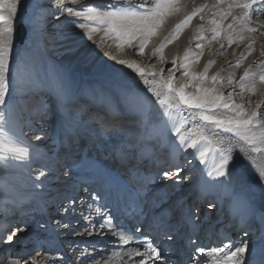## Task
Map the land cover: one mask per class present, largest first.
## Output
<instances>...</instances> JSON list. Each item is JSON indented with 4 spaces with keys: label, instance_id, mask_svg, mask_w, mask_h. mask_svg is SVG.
Segmentation results:
<instances>
[{
    "label": "snow or ice",
    "instance_id": "1",
    "mask_svg": "<svg viewBox=\"0 0 264 264\" xmlns=\"http://www.w3.org/2000/svg\"><path fill=\"white\" fill-rule=\"evenodd\" d=\"M38 3L39 0H0V176L11 173L15 179L14 184L7 179L0 180V195L6 197L5 204L12 205L10 209L5 208V215L8 212L46 213L53 205L57 212L63 208L68 213L70 209L63 207V200L75 201L62 195L61 189L74 179L106 188L110 196L124 200L133 211L142 212L151 186L171 180L174 183L166 187L175 188L189 179L188 176L180 178L183 168L178 165L181 152L192 149L195 159L206 168L211 154L212 167L206 172L208 180L201 176L195 187L199 194L192 203L177 199L154 213L152 224L168 240L174 239L173 231L182 228L196 231L202 224L200 204L214 196L221 210L224 205L228 206L237 235L223 236L218 245L191 249L186 253L187 264H202V261L203 264H264V100L251 107V97L259 91L258 84L264 85V59L245 67L238 80L234 73L226 77L219 72L209 76L214 60H209L203 71L195 72L191 68L192 64L199 63L205 42L219 44L217 54H222L224 42L231 47L251 39L248 52L234 63H228V67L239 69L252 55L255 44L252 34L264 36L261 19L264 0H212L211 4L206 2L194 7L152 49V56L157 58L160 67L151 62V57L148 63L140 64L105 51L104 56L114 61L109 64L99 57L89 60L85 54V60L94 65V74L107 81L106 87L87 93L51 62L48 53L52 35L47 16L37 14ZM66 3L77 5L79 0H54L53 10L47 15L57 20L61 16L74 18L64 23L70 28L85 30L84 37L89 41L94 34L103 32L98 48L111 40L113 45L109 47L119 53L125 47L132 49L135 44L133 53L138 56H145V50L165 20L182 10V0H151V3L145 0L142 4L113 0L103 7L82 5L80 8L65 6ZM235 9L240 11L234 15ZM206 10L210 13L208 18L203 15ZM197 16L202 23L193 40L195 48L201 51L190 53L185 49L179 63L173 57L171 67H165L168 61L163 55L164 49L178 40ZM229 18L231 22L225 24ZM254 23L257 26H252ZM205 24L210 27L206 28ZM260 56L264 57V48ZM253 67L259 71H252ZM124 69L135 75H129ZM165 72L170 75L166 76ZM37 96L39 101L30 107ZM53 114L57 117L55 143L59 151L42 152L39 151L42 142L49 137L46 132L38 131L35 123L49 120ZM29 133L32 141L41 143L25 140ZM85 139L91 150L107 151L127 179L100 166L90 155L82 154ZM158 149H167V161L177 165L175 170H160ZM34 158L40 161L39 168L32 166ZM53 191L56 195L48 199ZM161 191L155 193L160 198L152 200L153 208L167 202L168 196H161ZM99 198L98 193L92 195L94 201ZM206 206L210 212L216 204L208 202ZM95 215L102 213L97 211ZM82 218L85 224L78 235L91 237L107 229L117 238L119 248L112 249L110 256L102 257L105 264L117 259L121 264H167L160 247L148 235L139 238L127 230L116 231L111 216L99 222L98 231L92 211L82 213ZM49 220L57 227H71L51 216ZM28 227L26 221L17 224L7 232L6 239L0 232V244H13L14 238L18 240V234L26 232ZM40 227L47 230L45 224ZM135 231L142 232V228L137 226ZM196 243L189 238L190 245ZM133 244L136 247L130 246ZM89 258L98 264L87 249L80 252L76 264H86ZM22 259H12L9 264H21ZM33 264L39 262L33 258Z\"/></svg>",
    "mask_w": 264,
    "mask_h": 264
},
{
    "label": "rangeland",
    "instance_id": "2",
    "mask_svg": "<svg viewBox=\"0 0 264 264\" xmlns=\"http://www.w3.org/2000/svg\"><path fill=\"white\" fill-rule=\"evenodd\" d=\"M113 0H79V3L77 5H70V4H65V6H71L74 8H80L82 5L87 6V5H94V6H99V7H103L104 5L108 4V3H112ZM119 2H123V0H119ZM148 3H151V0H147ZM209 3L211 4L212 0H182V10L181 12L174 14L170 17H168L165 20L164 25L162 26V28L159 30L158 34L152 38V41L150 42V44L148 45V48L145 50V56H138V55H134L133 53V49L136 48V45H133L132 49H128L127 47H125V49L119 53L116 52L114 47H109V45H113V41L108 40L104 46L102 48H98L96 45L97 43L100 41L101 37L103 36V32H99L93 35V38L91 41H89L86 37H84V31L83 29H76L74 27L70 28L66 23H64V21L66 20H71L74 19L72 17H67V16H61L59 20L55 19L52 16H48V12L53 10V5H54V1L53 0H39L38 5L36 6V11L37 14H41L43 13L44 15L47 16V20L49 18H54L56 21L54 22V24L52 26H50V24L52 22L48 21V30L52 35V40H51V51L48 53L51 62L52 63H56V59L57 57L62 59H67V70H68V74L69 76H71V78L75 79V80H82L87 84H92V85H97L99 86V88H103L107 86V81L105 79H101L99 77H97L94 72H93V67L94 65L89 63L88 61L85 60V54L88 55L89 60L95 59L96 57H99L101 60H106L109 64H114V61H111L108 59V57L104 56V52L108 51L112 54L118 55L119 58L122 59H129V60H134L137 63L140 64H146L149 62V57H151V62L152 63H156L158 65V67H160V65L158 64V60L156 57L152 56V49L157 46L163 39L165 36H168L174 29L175 25L180 23L181 20L184 18L186 13H190L192 11V9L196 6H200L204 3ZM131 3L133 4H142L145 3V0H131ZM239 9H235L233 14H238L239 13ZM206 16V18H208L210 16V13L207 12V10L205 11V13L203 14ZM262 20H264V16L261 17ZM231 22V18H229L228 20L225 21V24L230 23ZM202 23V21L200 20V17L197 16L195 18H193L192 22L190 25H188L180 34V37L178 40L174 41L173 43L169 44L167 48L164 49V57L166 59V61H168L167 65H165V67H171V60L173 57L177 58V63H179V57H182L184 55L185 49H188L189 52H200L201 49H197L195 48V43L196 41L193 40V36L196 34V29L197 27ZM252 26H257L255 23ZM205 27L208 28L210 27V25L205 24ZM55 30V31H53ZM60 33V39L62 41L66 40V43H71L69 44L70 46H68L62 53L59 52V44L57 42L56 36H55V32ZM210 35V33H209ZM246 36H248L247 33H245ZM61 37H68L67 39H62ZM81 37H84L83 39H81ZM252 39H255V44L253 45V52L252 55L248 56L247 59H245L242 63V66L239 69L236 68H232V67H228V63L231 62H235L240 56L241 54H246L248 52V47L247 45L249 43H251V39H246L245 41L239 43V44H233L231 47H227L226 42L225 43V50H223L222 54H217L218 51H220V45L213 42L212 44H207L205 42V47L203 48V55L199 61V63L197 64H192L191 68L193 71L195 72H200L203 71L206 63L209 60H214L215 63L211 66V68L209 69L208 75L211 76L213 74H216L217 72L220 73L221 76H228L229 73H234L235 78L238 80L239 77L241 75H243V71L245 67H248L249 65H251L253 63V61H258L261 59H264V57L260 56V52L261 49L264 48V36H260L258 34H252ZM70 41V42H68ZM191 41V43H190ZM138 43V42H137ZM98 63V62H97ZM56 65V64H55ZM64 65H62V70L64 69L63 67ZM117 67H121V66H117ZM125 72L129 73V75L134 76V73H131L130 70L128 69H124ZM252 71L254 72H258L259 70L255 67H253ZM165 75H170V73L165 72ZM177 76H179V73H177ZM137 81L139 80V78H136ZM151 79V78H149ZM140 87L143 88V84H140ZM258 94L255 96H252L251 99L253 101L251 107H255V104L258 102H260L261 100H264V85H259L258 84ZM230 90V89H227ZM189 91H191V89H189ZM238 91V89H237ZM39 98V97H38ZM36 99H34L35 101ZM237 102H240L239 97H237ZM31 103V102H30ZM247 106V105H246ZM56 117L55 114L52 115V117ZM51 119L49 120H45L43 121L44 124L42 126H38L40 131H45L47 129H49V127L51 126ZM36 123H39V121H37ZM31 134V133H30ZM25 140H28L30 143H35L32 140H30V137H24ZM86 141V142H85ZM85 145L88 143L87 139L84 140ZM43 144H45V142H43ZM51 148L48 147L46 148L49 149ZM86 148V147H85ZM39 151L42 152H49V151H45V149H39ZM84 151V150H83ZM103 152L100 154H90V156L92 158H94L97 163L99 165H101L102 167L107 166V165H111V170L118 176H120L122 179H127V176L114 164L110 154L107 151L102 150ZM164 150H157L156 155L158 158H160L161 160H167L166 157L163 155ZM89 155V154H87ZM34 168H39L40 167V161L38 159L34 158L33 161V165ZM176 166H169L168 168H166L165 170H175ZM11 175V173L5 174L4 177ZM185 176H188V174L180 177L181 179ZM3 176H0V180H2ZM190 179L187 180H183V182L176 186L175 188H169L166 187L167 185H172L174 183V181H164L163 183L160 184H156L153 185L152 188L148 193V197H147V201L149 202V200L152 198L155 199H159L160 197L156 196L155 193L157 192V190H162V194L161 195H165L164 192H168L170 194V196H168L167 201H176L177 199H185L188 198L187 200H191V196L188 192L189 191V187L186 185H193L194 182L196 181V175H191L188 176ZM192 180V181H191ZM78 179H74L72 182V184L70 186H68L65 190V187L61 189V193L64 195H66L67 197L72 198L73 196H77V200H76V204L78 206H83V208H89V205H92L93 210V217L97 218V221H93L94 223L97 224V230L99 231V222H102L103 219L107 218L108 216H111V218L113 219V224L114 226L120 227L122 230L125 228L128 232H130L131 234L134 233V235H136V237L140 236V237H144L145 235H148L147 233H145L146 231L142 228V232H136L135 229L137 226L141 227V220L144 217H147V214H149L148 210L149 208H142V212L140 210L135 211L132 215V219L133 220H129V222H124L123 218L120 216L121 213L120 212H116L115 208L118 206H120L121 208H128V206L126 205L125 201L122 199H117L115 196H110L108 194V190H106V188H101V187H97L95 189L92 188V182H87V183H83L82 181L79 182L78 187L76 189V195H70V191L67 192L69 189H71L74 185H76V183L78 182ZM8 182L10 184H14L15 183V179L11 178L10 180L8 179ZM101 188V190H100ZM177 188V189H176ZM182 188V189H181ZM168 189V191H167ZM170 189V190H169ZM181 189V190H180ZM93 190H95L93 192ZM99 190V191H98ZM180 190V191H179ZM183 190V191H182ZM39 191V190H37ZM83 191V192H82ZM79 192H81V194H79ZM174 192V193H173ZM177 192V193H176ZM98 193L100 198L98 200H92V195ZM75 194V193H74ZM78 194V195H77ZM175 194V195H174ZM178 194V195H177ZM56 193L55 191L50 192L48 194V199H51L53 196H55ZM1 197L3 195H0ZM172 196V197H171ZM171 197V199H170ZM174 197V198H173ZM5 199L4 200H0V212L3 215V213L5 212V208L7 206H9L10 204H5ZM210 199L212 203L216 204L215 201V197L214 196H210ZM167 202L165 204H162L161 207H159V211H154V213H159L161 212L164 208L169 207L170 204H172L173 202ZM208 203V202H207ZM207 203L201 205V227H199V230H204L202 228V226H209L211 223L213 224V222L219 220V212H215L214 209L215 207L209 212V210L207 209ZM217 205V204H216ZM113 206V207H112ZM144 206V205H143ZM167 206V207H165ZM52 207V206H51ZM114 208V210H113ZM50 211V207L48 208L47 212L41 213L40 215L37 216L36 219V232L34 234H37L36 239L38 240L37 242L33 241H29L28 239H26L21 245L20 247H22V250L25 249H29L31 248V246L33 245H37L38 248L35 251V248L32 251H27V253H25V255L21 256V250L20 252H16L15 255L12 252L13 251V244L11 245H7V244H0V260H2V262L4 263L5 260L7 259L8 256V251L10 250V259H18L20 257H22L23 259H25V261H27V263L29 264H33V258L39 262V264H69V262H71V264H76V258L80 255L81 252V248L83 246H87L86 248H89L91 245H97V243H95L98 239H102L100 238L101 236L103 237V234H94L91 237H88L86 235H78L77 232L78 231H82L83 230V225L85 224V221L82 218V213L84 214V212H78L79 213L77 215V213L73 216H66V213L64 214V212H60V216H58V218H56L57 220H62L64 223H68L71 225V227L69 228L70 231L73 232V239L72 240H68L65 239L64 241V245H66L67 247H63L61 250H57V248H59L57 246L56 243V247H55V242L50 243V238L49 236H47V233L42 232L40 229L37 228H41L40 224H43V219L45 218V215L48 214V212ZM99 211L100 213H102V215L97 216L95 215V213ZM36 211H29L27 213V215L31 214V213H35ZM115 212V213H114ZM55 213V212H54ZM63 213V214H62ZM75 213V212H74ZM141 216L139 218V215ZM207 213V215H205ZM14 213H7V215H5L4 217H8L9 215H13ZM24 214L19 213L18 215L16 214V220H23L21 219V216H23ZM95 215V216H94ZM154 214L151 216L153 217ZM218 216V217H217ZM52 217H54V215H52ZM101 217V218H100ZM5 219V218H4ZM223 219V218H222ZM119 220V221H118ZM135 220H138V222H136ZM1 221H3V219L1 220L0 218V223ZM7 221V220H6ZM25 221L27 222V224L29 225V221L25 219ZM24 220L21 221V223L25 222ZM50 222L52 221H48V224H50ZM120 222V224H119ZM13 223V222H12ZM12 223H7L8 225H4L5 229L7 230H11V225ZM31 223V221H30ZM16 224V223H15ZM19 224V223H18ZM126 224V225H125ZM150 224V223H148ZM17 225V224H16ZM3 226H0V228ZM65 230V228L62 227H57L56 226V231H58V235H57V239L58 240V244L62 241L61 240V236H62V230ZM131 230V231H130ZM61 231V232H60ZM181 231V229L179 230ZM177 232V231H173L171 234L177 235V234H181V232ZM188 232V230H186ZM185 231V232H186ZM40 234H39V233ZM186 232V233H187ZM202 232H205L202 231ZM161 233V232H160ZM157 233L159 235H157L156 237L148 235L152 241L157 244L160 249H161V254H165L167 256H164L165 258H168V260H172L173 261H177L178 257L177 256H173V252H175V249L179 247L178 242H174L176 241V238L178 237H174L173 240H168L166 238V236L163 233ZM232 235V237H235L237 235V232L235 233H230ZM7 235V231L4 234V236ZM156 238V239H155ZM23 239H25V236L23 237ZM60 239V242H59ZM154 239V240H153ZM194 240H196L195 238H192ZM15 240V238H14ZM44 243H41V242ZM197 241V240H196ZM220 241V240H218ZM218 241H214L215 244L213 245H218L222 242H218ZM57 242V241H56ZM187 242V241H186ZM184 245H181L182 248L180 250V255L181 258H183L185 260L184 264H187V254L191 249H194L196 247H205L203 244H198L199 242L197 241V243L195 245H190L189 244V240L188 242ZM31 243V246L30 244ZM94 243V244H93ZM50 244V246H49ZM80 244V245H79ZM91 244V245H90ZM116 247H115V245ZM52 245V248H51ZM119 243L118 242H114L113 246L114 248H119ZM177 245V246H176ZM201 245V246H200ZM212 245V246H213ZM100 247L102 249H106V247L101 246ZM166 247V248H164ZM208 247H210L208 245ZM207 246L205 248H208ZM9 248V250H8ZM80 248V249H79ZM113 247L109 249V251L105 254L99 257L100 262L98 263H104L105 264V260L102 259V257H108L111 255V250L114 249ZM174 250V251H173ZM17 251V249H16ZM37 252L40 253V255L37 256ZM4 253H7V255L4 257ZM172 256V257H171ZM46 258V262H41V260H45ZM180 258V259H181ZM74 260V261H73ZM119 262V263H118ZM24 261L21 260V264H23ZM102 263V264H103ZM112 264H121L120 261L117 260H113L111 262ZM167 264H171V261H168ZM203 264V261H202Z\"/></svg>",
    "mask_w": 264,
    "mask_h": 264
},
{
    "label": "bare ground",
    "instance_id": "3",
    "mask_svg": "<svg viewBox=\"0 0 264 264\" xmlns=\"http://www.w3.org/2000/svg\"><path fill=\"white\" fill-rule=\"evenodd\" d=\"M54 1V0H53ZM48 21H50V22H52L51 24H50V26H52L53 24H54V22L56 21L54 18H49L48 19ZM53 31H55V30H53ZM56 34H55V36H56V39H57V42H58V44H59V46H57V47H59V52H63L68 46H70L69 44H71V43H66V40L65 41H62L61 39H60V33H58V31L57 32H55ZM68 42H70V41H68ZM56 61V66L61 70V71H63V72H65L66 74H68L67 72H68V70H67V67H68V64H67V59H62V57L61 58H59V57H57V59L55 60ZM54 64V63H53ZM62 65H64L63 67H64V69L62 70L61 68H62ZM68 76H69V74H68ZM71 77V76H70ZM75 80V79H74ZM76 82H77V85H78V87H80L82 90H84L86 93L87 92H89V91H91V90H93V89H97V88H99V86H97V85H92V84H87V83H85L84 81H82V80H75ZM34 99H36L35 101H34ZM33 99V101L30 103V107H35V105H36V103L39 101V98H38V96L37 97H35ZM258 103V102H257ZM56 119H57V117H52V120H51V126L49 127V129H47V130H45V131H43V132H46L47 134H48V139H46L45 141H43V142H45V144H43V142H42V147H41V149H45V151H49V150H52V151H59V145L58 144H56L55 143V140H56V136H57V132L55 131V128H56ZM44 124V122H40L39 121V123H35V128L38 130V131H40L39 130V127L38 126H42ZM188 127H191V124H189L188 125ZM31 135L32 134H28L27 135V137H30V140H31ZM173 139H175V138H173ZM33 142H35V143H41V142H36V141H33ZM86 142V141H85ZM84 145H85V143H84ZM51 146V148H49V149H47L46 150V148H48V147H50ZM86 147V148H85ZM85 147H84V151H83V153L82 154H93V153H95V154H100V153H102L103 151L102 150H100V149H96V150H91V146L89 145V143H87L86 145H85ZM159 150H164V156L166 157V159H167V149H159ZM161 157H162V155H161ZM160 157V158H161ZM185 157H186V159H185ZM160 158H158L159 159V161H160V163H159V165H158V167L160 168V170H165L166 168H168L169 166H171V167H173V166H177V165H171V164H169L168 163V161L166 160H161ZM242 158V157H241ZM179 160H180V163H179V165L178 166H181L182 168H183V171L180 173V177H182V176H184L185 174L187 175L188 174V176H191V175H196L197 177H196V181L194 182V184L192 185H186V186H188L190 189H189V191L190 192H188L189 194H190V196H191V200H187L188 198H185V199H183V200H185V202L186 203H192L194 200H195V198H196V196L199 194L198 193V191H196L195 190V187H196V185H197V183L199 182V180H200V178H201V176L203 175V179L204 180H208V177H207V175H206V172L208 171V170H211V167H212V164H211V154L209 155V163H208V166H207V168L205 167V165H201L200 163H199V160H197V159H195V153H194V151L192 150V149H189L188 150V152L187 153H184V152H181V154H180V157H179ZM189 160H191L192 161V163L191 164H189L188 163V161ZM101 166V165H100ZM104 167H107V168H110L111 169V165H107V166H105L104 165ZM3 179H11V178H14V175L13 174H9L8 176H6V177H2ZM190 179V178H189ZM249 179H251V177H249ZM192 181V180H191ZM79 182H81L80 180L76 183V185H74L71 189H69L67 192H69L70 191V195H76V189H77V187H78V184H79ZM83 183H87V182H91V181H82ZM73 182L71 181L68 185H67V187L68 186H70L71 184H72ZM92 188L93 189H95V188H97L98 187V185L97 184H95V183H93L92 185ZM67 187H65V190L64 191H66V188ZM100 187V186H99ZM152 187V186H151ZM152 188H154V187H152ZM151 188V189H152ZM177 189V188H176ZM182 189V188H181ZM180 189V190H181ZM100 190H101V188H100ZM107 190V189H106ZM161 190V189H160ZM170 190V189H169ZM179 190V191H180ZM95 190H93V192H94ZM99 191V190H98ZM152 191V190H151ZM167 191H168V189H167ZM183 191V190H182ZM83 192V191H82ZM75 193V194H74ZM148 193H150V192H148ZM174 193V192H173ZM177 193V192H176ZM79 194H81V192H79ZM162 194V191H161V193H160V195ZM164 194L165 195H167V196H170L171 194L170 193H168V192H164ZM168 194H170V195H168ZM62 195H64V193L62 194ZM78 195V194H77ZM175 195V194H174ZM178 195V194H177ZM161 196H163V195H161ZM148 197V196H147ZM172 197V196H171ZM171 197H170V199H171ZM4 198H6V197H4V196H0V200H4ZM70 198V197H69ZM72 198H74V203H71L70 202V200H68V199H65V200H63V207H67V208H69L70 210H69V212L68 213H66V216H73V215H75L77 212L76 211H78V212H84V214H87L89 211H92L93 212V208H91V209H89V208H83V206H78L77 204H76V200H77V196H73ZM174 198V197H173ZM155 198H151L150 200H149V202H147V203H145L144 204V206H143V208H149V214H147V217H143L142 218V220H141V222H142V224H141V228H143L146 232L145 233H147L148 235H151V236H154V237H156L157 235H159V234H157V233H163L161 230H159L158 228H156L155 227V225L154 224H152V221H153V217H151L153 214H154V211H159V208H153L152 206H151V202H152V200H154ZM148 200V199H147ZM171 201V200H170ZM170 201H167V202H169L170 203ZM211 201V199H210V197H209V200L208 201H205V203H202V204H200V207H201V205H203V204H206L207 202H210ZM215 201H216V207H215V209H214V211L215 212H219V214H218V216H219V220H217V221H215V222H213V224L211 223L209 226H202V228L205 230V232H202V231H204V230H199V228L196 230V231H192V230H190V229H187L188 230V232L185 230V229H181V231H179V232H181V234H177L178 235V237H177V235H174V237H177L176 238V241H174V242H178V243H180L179 244V247L178 248H176L175 249V252H173L172 254H173V256L175 257V256H177L178 257V260L177 261H173L172 262V260H168V258H165V260L168 262V261H171V264H184V262H185V260L183 259V258H181V255H180V250H181V248H182V246L181 245H184L185 244V242L187 241L188 242V240H189V238H195L199 243L198 244H205L207 247H208V245L211 247L213 244H215L214 243V241H218V240H220V241H218V242H222V237L223 236H225V235H231L230 233H235V232H238V230H237V228H236V226L231 222V220H230V217H229V210H228V206L227 205H224V208H223V210H221V204L216 200V198H215ZM166 202V203H167ZM171 202H173V201H171ZM165 204V203H164ZM162 205H160V207H161ZM12 207V205L10 204L9 206H7L6 208H11ZM113 207V206H112ZM165 207H167V206H165ZM72 208H74L75 209V213L73 212V211H71V209ZM113 210H114V208H113ZM115 211L118 213V212H120L121 213V217L123 218V221L124 222H129V220H133L132 219V214L135 212V211H133V209L131 208V207H129L128 206V208H121L120 206L118 207H116L115 208ZM55 212V213H54ZM60 212H63V208H61L60 209V211L59 212H57L56 211V205H53L52 207H50V211L48 212V214H46L45 215V218L43 219V224H45L46 225V227H47V230H46V228H37V229H40L42 232H44V233H47V236H49V237H51L50 238V243H54L55 242V247H56V243H57V246L59 247V248H57V250H61L63 247L65 248V247H67L66 245H64L65 243H64V241H65V239H67V241L68 240H72L73 239V232L72 231H70L69 230V228L68 229H63L62 231V236H61V242H60V239H59V244H58V240H56L58 237H57V235H58V231H56V226H55V224L53 223V222H50V224H48V221H50L49 220V217L51 216L52 217V215H54V217L53 218H58V216H60ZM8 213H12V212H8ZM42 212H40V211H36L35 213H31V214H29V215H27V214H24L23 216H21V219H23L24 221H25V219L26 220H28L29 221V227H28V230L26 231V232H24V233H20V234H18L19 235V239L17 240L16 238H15V242L13 243V253H14V255H15V253L17 252H20V250H21V256L23 255H25V253H27V251H32L34 248H35V251L37 250V248H38V246L37 245H33V246H31V243H29L30 244V246H31V248H29V249H25V250H22V247H20V245L26 240V239H28L30 242L31 241H33V243L32 244H34V242H37L38 240L36 239V236H37V234H34L37 230H36V227H37V224H36V219H37V216L38 215H40ZM115 213V212H114ZM16 214L18 215L19 213H14L13 215H9L8 217H4L5 216V212L3 213V215L1 214V212H0V218H1V220L3 219V221H1V223H0V226L2 225V223H3V226L0 228V232H2L3 234H5L6 233V231L7 232H9V230H7V229H5V227H4V225L6 226V225H8L7 223H12V227H11V229L13 228V227H15L16 226V224H20L21 223V221H23V220H19V221H17L16 220ZM63 214V213H62ZM65 214V213H64ZM79 213H77V215H78ZM138 215H139V213H138ZM43 216H44V213H43ZM95 216V215H94ZM217 216V217H218ZM141 216L139 215V218H140ZM5 218V219H4ZM101 218V217H100ZM223 218V219H222ZM7 220V221H6ZM97 221L98 219L97 218H94L93 217V221ZM30 221H31V223H30ZM119 221V220H118ZM136 222H138V220H135ZM16 223V224H15ZM148 223H150V224H148ZM119 224H120V222H119ZM126 225V224H125ZM201 227V226H200ZM115 230L116 231H121L122 229L120 228V227H115ZM123 230H126L125 228L123 229ZM131 231V230H130ZM187 233H186V232ZM61 232V231H60ZM103 232H105L103 235V237L101 236L100 238H102V239H98L95 243H97V245H91L89 248H86L85 246H83L80 250L81 251H83L84 249H87L89 252H91L92 253V256H94L95 257V260L97 261V262H100V259H99V257L100 256H102V255H105L108 251H109V249L110 248H114V246H113V243L114 242H118L117 241V238L116 237H114V236H112L111 234H109L108 232H107V229H104L103 230ZM39 233V232H38ZM160 233V234H161ZM40 234V233H39ZM133 235H134V233H133ZM25 236V239H23V237ZM134 236H136V235H134ZM232 236V235H231ZM5 237V239H6V236H4ZM139 238H142V237H140V236H138ZM156 239V238H155ZM154 240V239H153ZM57 241V242H56ZM186 242V243H187ZM41 243H44L43 241L41 242ZM94 244V243H93ZM8 245V244H7ZM80 245V244H79ZM100 245L101 246H104V247H106V249H102L101 247H100ZM115 245V244H114ZM204 245V246H205ZM49 246H50V244H49ZM119 246V245H118ZM131 247H136V245H130ZM177 246V245H176ZM201 246V245H200ZM205 246V247H206ZM115 247H116V245H115ZM51 248H52V245H51ZM164 248H166V247H164ZM16 249H17V251H16ZM93 249H95V252H92V250ZM8 250H9V248H8ZM142 250V249H141ZM174 251V250H173ZM8 256H7V259L5 260V262L3 263V264H9V261L11 260L10 259V253H11V251L9 250L8 251ZM7 255V253H4V257ZM38 256V255H37ZM163 256H167L166 255V253L165 254H163ZM172 257V256H171ZM181 258V259H180ZM25 259L26 258H24V259H22V261H25ZM82 259H84L83 257H82ZM136 259H139L138 257L136 258ZM124 260H127V257H124ZM74 261V260H73ZM41 262H46V258H45V260L43 259V260H41L40 261V263ZM103 263V262H102ZM101 263V264H102ZM119 263V262H118ZM121 263V262H120ZM24 264V263H23ZM27 264H29V263H27ZM44 264H46V263H44ZM86 264H93V262H92V260L89 258V259H87L86 260ZM98 264H100V263H98ZM104 264V263H103ZM112 264V263H111Z\"/></svg>",
    "mask_w": 264,
    "mask_h": 264
}]
</instances>
